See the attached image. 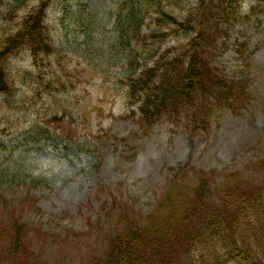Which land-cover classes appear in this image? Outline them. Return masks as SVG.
<instances>
[{"label": "trees", "instance_id": "1", "mask_svg": "<svg viewBox=\"0 0 264 264\" xmlns=\"http://www.w3.org/2000/svg\"><path fill=\"white\" fill-rule=\"evenodd\" d=\"M239 1L121 0L113 29L92 40L91 47L84 42L81 50L104 55V67L110 66V58L119 60L114 65L122 67L127 77L125 111L135 123L148 130L171 122L199 136L218 123L220 111L243 108L247 88L255 81L249 67L253 51L239 70L227 71L219 62L225 51L233 49L230 33L241 19ZM256 1L264 5V0ZM52 2L0 0V94L6 100L15 96V75L20 73L12 59L23 51L30 54L31 68L22 78L30 82L35 101L61 92L58 42L67 43L52 34L47 21L46 9ZM110 31L115 32L112 38L107 36ZM53 104L48 114L54 118L72 112L64 101ZM71 145L93 155L84 144ZM22 165L23 160L11 162L10 155L0 158V264H40L42 256L33 238L74 251L78 232L93 228L91 216L78 231L51 234L38 226L30 237L28 222L4 205L5 197L30 180L33 191L52 181L34 179ZM191 165L192 159L189 168L169 169L166 187L147 209L131 202L119 206L107 247L89 264H264V154L255 149L231 170ZM106 187L107 195L100 200L116 201L114 187ZM33 191H21L26 196L18 199L20 209H30L39 200ZM105 222L103 226L109 225Z\"/></svg>", "mask_w": 264, "mask_h": 264}, {"label": "rangeland", "instance_id": "2", "mask_svg": "<svg viewBox=\"0 0 264 264\" xmlns=\"http://www.w3.org/2000/svg\"><path fill=\"white\" fill-rule=\"evenodd\" d=\"M120 1L53 0L46 9L47 21L52 34L67 43L58 42L62 71L59 96L35 101L30 82L22 78L31 68L27 51L12 59L20 72L15 75V96L6 100L0 94V158L10 155L11 162L23 160L22 168L36 176L34 179L52 181L49 186L38 184L33 191L30 180L9 191L4 205L28 222L30 237L38 226L51 234L78 231L92 216V230L78 232L74 251L65 252L51 241L43 245L40 239H31L42 256L40 264H88V256L101 255L119 206L131 202L147 209L156 203L170 177L168 170L187 167L190 154L191 166L204 170L234 169L255 149L264 154V5L256 0L237 3L241 19L230 33L233 49L219 57L222 68L239 70L244 68V58L249 60V53L254 52L249 67L255 81L247 88L248 101L243 108L220 111L216 115L219 121L210 131L191 136L171 122L148 130L135 123L125 111L127 77L122 67L114 65L119 60L110 58V66L104 67V55L82 52L84 42L91 47L92 40L100 39L107 28L113 29V16L123 6ZM252 6L258 8L252 10ZM114 35V31L107 34L109 38ZM62 101L73 115L68 110L66 117L50 116L49 107ZM83 111L89 116L85 123ZM82 141L90 142L92 159L79 155L75 148H66L68 143L79 145ZM108 184L114 187L116 201L100 200L107 195ZM28 190L39 200L30 209H20L18 199ZM99 220L104 224L109 221V225L97 226Z\"/></svg>", "mask_w": 264, "mask_h": 264}]
</instances>
